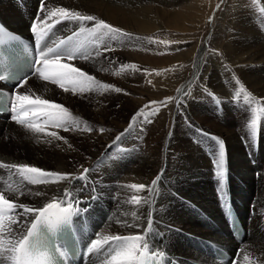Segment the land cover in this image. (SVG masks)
<instances>
[{
    "label": "bare ground",
    "instance_id": "obj_1",
    "mask_svg": "<svg viewBox=\"0 0 264 264\" xmlns=\"http://www.w3.org/2000/svg\"><path fill=\"white\" fill-rule=\"evenodd\" d=\"M151 3V0H0L1 22L14 34L25 38L36 52V58V40L30 31V24L45 15L42 11L44 8L65 7L84 15H93L132 34V38L105 37L104 40L93 43L107 56H95L96 48L88 46V51L93 53L89 63H85V59L79 56L70 61L78 68H85L98 79L105 78L104 82L114 86L109 89L114 95L103 91L91 99V104H81V109L75 111L74 105L80 99H87L85 93L74 95L71 91L64 92L56 85L38 79V76H31L24 87L17 89L20 93L24 89L28 90L69 109L81 124V127L70 130V134L83 137L82 141L71 136L65 143V139L57 140L44 133H24L25 129L11 120V113L0 116V164H28L46 171L71 173L73 177H79L83 169L88 168L91 171L87 174V179L30 185L21 181L14 170L0 169V186L3 189L23 187L33 192H44V196L19 197V203L35 207L42 206L52 197H61L65 189L73 191V195L81 201L79 207L85 209L73 216L83 248L78 264H100L101 258L88 253L85 248L96 234L103 237L141 233L146 227L149 214L154 223L147 238L153 249L164 250L168 264H245V255L251 257V264H264L263 68L253 67L260 72L253 74V78L244 76L247 78H243L247 80L243 82L245 91L240 92L239 97L236 92L240 91V85L236 84L219 83L211 88L218 94L219 102H208L204 95H198L201 90H193L194 95L187 102L191 110L186 108L185 102L184 105L181 102L170 131L166 132L169 122L167 114L156 112L151 116L152 123L148 122L149 111L144 112V116L137 119L134 127L129 130L133 114L150 100L149 91L151 94L155 92L153 83L158 80L160 88H163L161 90L169 86L167 80H162L167 74L148 75L150 79L146 83L136 76L141 61L144 65H153L155 60L153 44L146 39L139 41L140 36L150 34L155 29V14L152 13ZM38 10H41L39 14ZM184 16L180 13L175 16L173 27H179V20ZM78 27L76 23L63 21L55 25L52 38L67 37ZM104 44L113 50L104 51ZM256 45L253 50L248 47L242 53V50L234 48L238 50L240 61H244V56L250 51L249 56L252 58L249 60H257V64L264 62V46L261 47L258 43ZM227 55L229 57L228 53ZM202 65L199 59L197 70ZM100 68L107 70L99 71ZM198 75L200 74L196 71V76ZM15 84L9 86V89ZM3 86L8 87L0 82V87ZM115 88L122 91L116 92ZM178 96L182 97L183 91H179ZM246 96L248 99H245ZM114 99H121L115 108L109 106ZM197 99L199 103L208 104H200L198 107L195 103ZM227 99L231 101H226ZM124 102L130 104L126 105ZM183 108L186 109L185 116L182 115ZM253 119L257 121L254 137L248 127ZM84 123H89V129L95 133L82 130ZM195 129L203 134L199 142L202 145L197 146L191 140L195 136ZM60 130L61 128L54 127L46 129L47 132ZM118 135H121V139L116 141ZM140 138L144 142L140 143ZM218 141L225 144L226 176L223 184L216 176ZM21 152L28 154L31 160L24 158ZM158 173H162V179L158 182L155 196L150 195L147 190L137 193L126 187L130 184L149 186ZM111 191L119 202L107 198ZM133 195L141 197V205L134 206L129 202ZM229 203L234 206L245 228L241 242L232 236L227 211ZM133 212L137 215L133 216ZM122 221L132 226H125ZM213 245H220L230 252L228 262H220L213 256ZM234 257L238 259L232 263Z\"/></svg>",
    "mask_w": 264,
    "mask_h": 264
},
{
    "label": "snow or ice",
    "instance_id": "obj_2",
    "mask_svg": "<svg viewBox=\"0 0 264 264\" xmlns=\"http://www.w3.org/2000/svg\"><path fill=\"white\" fill-rule=\"evenodd\" d=\"M42 11L45 15L38 17L30 24V31L35 37L38 52V58L34 59L30 72L22 77H10L0 73V82L9 79L17 81L13 86V95L8 106L12 121L32 133H44L61 140L64 138L60 137L57 132H47L46 129L49 127L62 128L64 131L77 129L79 128L77 118H74L69 109L59 103L41 98L35 93H20L17 89L24 87L31 76H38L39 79L58 85L64 92L71 91L74 95L91 91L102 93L112 89L113 85L97 80L70 61L78 56L85 60L89 59L93 53L88 51V46L104 40L105 37L132 38V34L93 15H84L65 7L44 8ZM260 11L264 13V8ZM63 21L76 23L79 27L67 37L52 38L55 25ZM5 35L14 39L13 34L7 33L0 26V44L4 43ZM81 36L83 39L80 38ZM103 50L112 51L113 49L104 44ZM101 54L100 49L96 48L95 56ZM132 67L135 66L132 65ZM225 67L226 70H230L227 66ZM98 70L106 71L107 69ZM233 78L236 84L240 85V91L236 92V96L239 97L240 92L245 89L238 78ZM114 90L122 91L120 88ZM171 99L166 97L164 101H151L145 108L157 103L167 106ZM245 99L248 97L246 96ZM143 116V108L134 113L129 122V130L134 127V122ZM148 122L151 121L148 120ZM248 127L254 137L257 121L253 119ZM85 130L92 131L89 128ZM100 131L103 132V129ZM121 135L116 136L115 140L119 141ZM65 143H67L66 140ZM218 145L216 176L223 184L226 176L225 144L223 141H218ZM0 169L14 170L21 181L30 185L58 183L76 178L86 180L87 174L91 171V169L84 168L79 177H73L71 173L46 171L28 164H0ZM161 179L162 173H158L149 186L130 184L126 187L134 189L137 193L147 190L150 195L155 196L158 182ZM93 191H95L94 188ZM26 195L44 196L46 194L42 191L33 192L23 187L3 189L0 186V264H65L68 251L63 244L58 242V237L66 231L71 233L73 216L85 211L79 207L81 201L73 195V191L65 189L61 197H52L42 206L35 207L18 202L20 196ZM129 202L134 206H139L141 197L133 195ZM145 203H147L146 200ZM132 215L136 216L137 213L133 212ZM121 223L125 226H132L124 221ZM153 223L151 214H149L146 227L141 233L114 234L103 237L96 234L95 238L90 239L85 245L86 251L100 257V264H156V257L162 259L166 253L163 249H153L147 238V234L153 228ZM136 227L140 226L136 225ZM248 259L249 257L245 255L244 260Z\"/></svg>",
    "mask_w": 264,
    "mask_h": 264
},
{
    "label": "rangeland",
    "instance_id": "obj_3",
    "mask_svg": "<svg viewBox=\"0 0 264 264\" xmlns=\"http://www.w3.org/2000/svg\"><path fill=\"white\" fill-rule=\"evenodd\" d=\"M151 2L152 13L155 14V16H153L155 29L150 34H144L140 36L139 41H141V39H146L149 40L151 44H153L155 51V58L153 59L155 60L153 61V65H144V63L141 61V67L139 66L136 76H139V80L143 82L145 81L146 83L149 81L151 75L161 76V74H167L166 77L164 76L165 78L162 80L168 81L169 86H166L168 89L163 86L165 88L164 90H161L163 88H160L159 82L157 80V82L153 83L155 92L151 94V92L149 91L148 97H150V100L143 104L144 107L142 106L144 112L149 111L148 114L150 119L148 120H150L151 122V116L156 112L158 114L160 113L162 115H168L169 119H167V121L169 122L166 126V132L172 129L173 123L175 121L174 119H176L177 113L180 110V108L178 107L181 102H183V105L185 102V105L187 106L186 108L188 110H191V108H188L189 106L187 104L190 102L192 95H194L193 90H201V93H198V95H204V97L207 98L208 102H212L213 100L214 102H219V96L213 90H211L212 87L219 85V83H221L220 85H223V83H225V85L236 84L235 79L233 77L238 79L240 78L239 81L242 85H244L243 82L247 81L245 80L247 79L244 77L245 75H248L253 78V74L256 75L257 73H260L257 71V69L254 70L253 67L256 68L258 66L257 68H263L261 69V71H264V62H262L263 64L259 62L258 65L257 60V62L249 60L252 58L249 56L250 51L247 52L248 55L244 56L246 58L243 59L244 61H240L237 54V51L239 49L242 50L240 51V53H242L243 50L248 47L253 50V48L257 46V43L261 47L264 46V13L260 11V9L264 8V0H151ZM42 4L43 3H41V5ZM40 11L41 10H38L37 14H39ZM243 11H246L248 14ZM179 13L182 14V16L185 15V18L179 20V27H177V25L173 27V19ZM244 14L246 15L244 16ZM250 15L251 17H249ZM249 27H251V29ZM80 38L83 39V36ZM256 38L257 40L254 41V39ZM251 41L253 43H251ZM89 46L94 48L97 47L93 44ZM234 48L238 50L236 51V49L234 50ZM224 49L226 52L223 51ZM229 49L231 50V52ZM227 53L229 54V57H227ZM100 56L107 55L103 52ZM199 59H201V63L203 65L198 68L199 70H197V64ZM89 60L90 59L85 60V63H89ZM156 60H158V62ZM236 60L238 61V63H236ZM249 64H251L252 67L249 66ZM225 66H227V68L230 70H226ZM80 69L94 76V74L90 73L85 68ZM122 69L124 70V65L122 66ZM235 69H240L242 73L238 70L240 72L239 74V72H237V70L235 71ZM246 70L247 72L250 71V73H247ZM196 71L200 75L196 76ZM220 73H222L224 77H222V74ZM148 75L150 76L148 77ZM95 78L103 83H107L104 82V80H106L105 78ZM46 83L51 84L50 82ZM56 86L61 89L58 85ZM141 90H143V88ZM179 91H183L182 97L178 96ZM25 92L31 94L28 90L24 89L22 93ZM106 93L114 95L112 92H110V90H107ZM209 93H211V95ZM85 94L88 96L87 99H80L73 107L75 111L81 109V104H91V99L96 98L102 93L100 91H91L85 92ZM166 97L172 98L167 103V106L157 103L150 105V107L148 108H145L146 105H149V102L164 101ZM228 99L226 101H231ZM119 100L121 99H114L113 103L109 104V106H113L115 108ZM208 102H205L204 104L203 102L199 103V99H197V102L195 101V103L198 104V107H200V104L201 106L207 105ZM124 103H126V105L130 104L129 102ZM182 111V115L185 116L186 109L183 108ZM184 116L183 118H185ZM83 125L84 126L81 128L82 130H84L85 128H89V123H84ZM17 126L19 127V125ZM79 127H81V124L79 125ZM12 131L10 130L9 132ZM198 131L200 135L195 129V136L193 137V139H191L195 141L197 146L202 145L199 142L200 139H202L203 137L201 136L203 134L200 132V130ZM24 133H29V131L24 130ZM57 133L60 137H63L65 140H68L67 138L74 136L73 134H70V130L64 131L62 128L60 132ZM92 133H95V131H92ZM74 137L78 139V141H82L83 139V137L79 136ZM142 142H144V140L140 138V143ZM21 153L24 158L31 160V157L28 156V154H24L23 152ZM29 153L31 152L29 151ZM107 198L109 200H115V202H119V199H117L118 197H115V193L113 191H111V194H109ZM248 257L249 259L245 261V264H251V257Z\"/></svg>",
    "mask_w": 264,
    "mask_h": 264
}]
</instances>
